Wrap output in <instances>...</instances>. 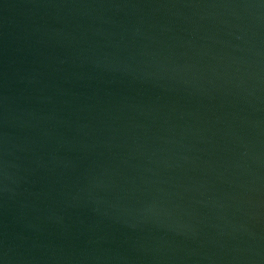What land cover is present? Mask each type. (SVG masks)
I'll return each instance as SVG.
<instances>
[{
    "label": "water",
    "instance_id": "obj_1",
    "mask_svg": "<svg viewBox=\"0 0 264 264\" xmlns=\"http://www.w3.org/2000/svg\"><path fill=\"white\" fill-rule=\"evenodd\" d=\"M0 264H264V0H0Z\"/></svg>",
    "mask_w": 264,
    "mask_h": 264
}]
</instances>
